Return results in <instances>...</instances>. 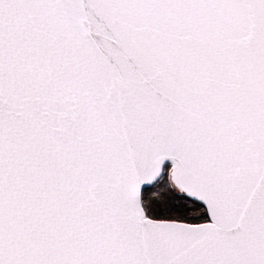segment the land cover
I'll return each mask as SVG.
<instances>
[{"label": "snow or ice", "instance_id": "snow-or-ice-1", "mask_svg": "<svg viewBox=\"0 0 264 264\" xmlns=\"http://www.w3.org/2000/svg\"><path fill=\"white\" fill-rule=\"evenodd\" d=\"M0 264H264V0H0Z\"/></svg>", "mask_w": 264, "mask_h": 264}]
</instances>
